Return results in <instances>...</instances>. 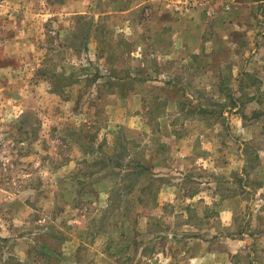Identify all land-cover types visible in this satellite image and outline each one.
<instances>
[{"label":"rangeland","instance_id":"374dc122","mask_svg":"<svg viewBox=\"0 0 264 264\" xmlns=\"http://www.w3.org/2000/svg\"><path fill=\"white\" fill-rule=\"evenodd\" d=\"M0 264H264V0H0Z\"/></svg>","mask_w":264,"mask_h":264}]
</instances>
